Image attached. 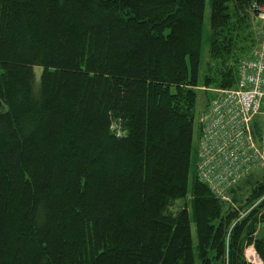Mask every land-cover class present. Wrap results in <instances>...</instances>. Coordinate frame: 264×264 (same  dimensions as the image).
Here are the masks:
<instances>
[{"label": "trees", "instance_id": "1", "mask_svg": "<svg viewBox=\"0 0 264 264\" xmlns=\"http://www.w3.org/2000/svg\"><path fill=\"white\" fill-rule=\"evenodd\" d=\"M263 1L209 0L213 59ZM205 6L0 0V264H249L251 245L264 264V180L237 207L196 163L189 179ZM240 60L218 90L236 86ZM188 194L190 212L171 213Z\"/></svg>", "mask_w": 264, "mask_h": 264}, {"label": "built area", "instance_id": "2", "mask_svg": "<svg viewBox=\"0 0 264 264\" xmlns=\"http://www.w3.org/2000/svg\"><path fill=\"white\" fill-rule=\"evenodd\" d=\"M255 11L261 22L260 45L249 59L237 65L236 86L216 90L197 119L196 168L201 183L222 200L240 181L237 169L250 163L246 178L264 161L257 143V138L264 141V1L255 6ZM256 124L258 133H254Z\"/></svg>", "mask_w": 264, "mask_h": 264}, {"label": "rangeland", "instance_id": "3", "mask_svg": "<svg viewBox=\"0 0 264 264\" xmlns=\"http://www.w3.org/2000/svg\"><path fill=\"white\" fill-rule=\"evenodd\" d=\"M209 8H210V2L209 0H206V6H205V11H204V28H203V35H204V43H203V48L201 50L200 53V64L198 66L199 71H198V83H197V87H195L194 91H197V98H196V110H195V114H194V121L197 127V123H196V119H197V115L198 113H200V110L204 108L205 104L207 101L210 100L211 95L210 93H214L216 90H218L217 84L219 81V75L222 71L223 68H230V67H234L231 65H236L237 60H240V57H242V54L246 53L247 51H251L253 49V47H255L256 45H258L257 41L259 38V29H260V21L255 19L253 15H249V18L244 19L243 21L237 22L234 25V29H233V36L230 39L231 40V45H232V50L230 55L228 56H223L220 59H213L210 56V30H209V24H208V20H209ZM235 17L232 19V21H235ZM224 34V33H223ZM226 34H224L222 37H224ZM228 38V34L226 39ZM221 42V41H220ZM219 42V43H220ZM257 42V43H256ZM256 43V44H255ZM247 55V54H246ZM245 55V56H246ZM244 56V57H245ZM243 58V57H242ZM235 69V67H234ZM41 68L39 67H35L33 69V72L35 74V78H36V82L38 83L39 80V74L41 72ZM208 80L210 83V86H208L207 83H205L204 81ZM208 86V87H207ZM208 91H207V90ZM220 90V89H219ZM214 91V92H213ZM116 129V128H115ZM118 134V132H116ZM195 135V134H194ZM260 150L263 153V158H264V150H263V146H264V142L260 141L257 142ZM195 144H196V135L193 138V149H192V159H191V166H190V182H191V175L192 172L194 170V164L196 163V157H195ZM252 177L250 180V183L247 185H242L243 188H241V192L238 193L239 194V198H237L236 204H234L230 199V195H227V200L225 201L227 202H231L233 206H237L239 205L240 201L245 199L246 196H248V192L250 191L249 188H252L250 186L257 184L260 181L264 180V161H262L261 163L258 164V168L253 170V172L250 174ZM190 182H189V190H190ZM260 198H264V196L260 197ZM191 196L190 194L187 195V197L182 200V201H175V203L173 204L172 208H171V213L172 210H181L183 209V207L186 205L188 212H190V205L189 203ZM263 200L260 201V203ZM243 202L240 203L239 206H242ZM249 202L245 203V206L243 204L244 207H246V205H248ZM242 206V207H243ZM259 206V205H258ZM242 209V208H241ZM244 209V208H243ZM243 211V210H241ZM247 214V212H242L241 213V218L245 217V215ZM255 226V233H254V238L256 237H264V223H257L254 225ZM246 228H248V226H246ZM191 234H192V241H193V245L195 246L196 243V234H195V226L194 223L191 222ZM251 247H248L246 249V251L244 252L245 255L244 257H248L251 258L252 257V253H249ZM254 256V255H253Z\"/></svg>", "mask_w": 264, "mask_h": 264}, {"label": "bare ground", "instance_id": "4", "mask_svg": "<svg viewBox=\"0 0 264 264\" xmlns=\"http://www.w3.org/2000/svg\"><path fill=\"white\" fill-rule=\"evenodd\" d=\"M257 13V12H256ZM258 19V18H257ZM251 55L248 53L245 57H243L239 62H238V65L239 64H241V62H242V60H246V59H249V57H250ZM238 88V86L236 87V89ZM250 163H247L245 166H242L240 169H237V171L238 172H241V178L242 177H244V173H245V170L247 169V166L249 165ZM197 175H198V178H200V173H199V169L197 168ZM240 178V179H241ZM200 181H202V178H200ZM246 251V250H245ZM246 261H247V263H249V264H261L262 263V261H261V259H260V257L258 256V254H257V256L256 255H252V257L251 258H248L247 256H246Z\"/></svg>", "mask_w": 264, "mask_h": 264}, {"label": "crops", "instance_id": "5", "mask_svg": "<svg viewBox=\"0 0 264 264\" xmlns=\"http://www.w3.org/2000/svg\"><path fill=\"white\" fill-rule=\"evenodd\" d=\"M251 246H252V245H251ZM251 246H250V247H251ZM249 253H252L253 255H256V256H257V253H256L254 247L250 249Z\"/></svg>", "mask_w": 264, "mask_h": 264}]
</instances>
